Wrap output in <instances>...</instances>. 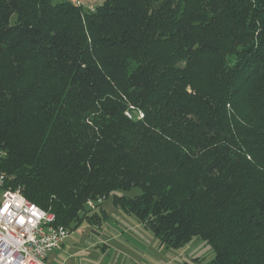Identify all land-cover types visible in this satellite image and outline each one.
<instances>
[{
    "label": "trees",
    "instance_id": "1",
    "mask_svg": "<svg viewBox=\"0 0 264 264\" xmlns=\"http://www.w3.org/2000/svg\"><path fill=\"white\" fill-rule=\"evenodd\" d=\"M55 1L0 0L6 186L69 231L136 188L160 244L264 264V0Z\"/></svg>",
    "mask_w": 264,
    "mask_h": 264
},
{
    "label": "rangeland",
    "instance_id": "2",
    "mask_svg": "<svg viewBox=\"0 0 264 264\" xmlns=\"http://www.w3.org/2000/svg\"><path fill=\"white\" fill-rule=\"evenodd\" d=\"M71 1L92 10L104 0ZM139 194L136 188L113 193ZM113 195L87 203L84 218L71 227L64 246L49 254V264H208L213 259L211 248L198 238L177 249L160 244L150 229L113 203Z\"/></svg>",
    "mask_w": 264,
    "mask_h": 264
},
{
    "label": "built area",
    "instance_id": "3",
    "mask_svg": "<svg viewBox=\"0 0 264 264\" xmlns=\"http://www.w3.org/2000/svg\"><path fill=\"white\" fill-rule=\"evenodd\" d=\"M68 232L56 224L52 213L8 188L0 172V264H46L48 254L63 246Z\"/></svg>",
    "mask_w": 264,
    "mask_h": 264
},
{
    "label": "crops",
    "instance_id": "4",
    "mask_svg": "<svg viewBox=\"0 0 264 264\" xmlns=\"http://www.w3.org/2000/svg\"><path fill=\"white\" fill-rule=\"evenodd\" d=\"M63 246H64V245H63ZM63 246H62V247H63ZM62 247H61V248H62ZM58 251H59V250H57V251H52L51 253H53V252H58ZM51 253H49V254H51ZM49 254H48L47 259H46V264H49V263H48V262H49V261H48V259H49Z\"/></svg>",
    "mask_w": 264,
    "mask_h": 264
}]
</instances>
